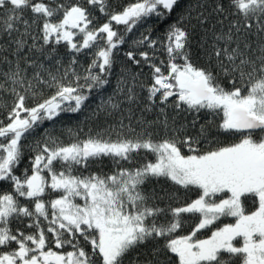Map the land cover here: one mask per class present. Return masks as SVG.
Instances as JSON below:
<instances>
[{
	"label": "snow or ice",
	"instance_id": "obj_1",
	"mask_svg": "<svg viewBox=\"0 0 264 264\" xmlns=\"http://www.w3.org/2000/svg\"><path fill=\"white\" fill-rule=\"evenodd\" d=\"M141 27L115 95L146 91L155 119L67 128L68 142L43 128L110 84ZM114 98L93 116L121 113ZM0 116V264H264V0H0ZM105 159L110 174L89 171ZM161 179L195 198L145 191Z\"/></svg>",
	"mask_w": 264,
	"mask_h": 264
},
{
	"label": "trees",
	"instance_id": "obj_2",
	"mask_svg": "<svg viewBox=\"0 0 264 264\" xmlns=\"http://www.w3.org/2000/svg\"><path fill=\"white\" fill-rule=\"evenodd\" d=\"M117 3L121 4H127L130 2V0H116ZM99 16V14H97ZM175 16L171 17L169 22L174 21ZM100 23H103V18H100ZM123 27V26H119ZM147 27L153 28L152 32V38L153 39H158L160 36L163 35L167 23H161L157 25L156 21L153 20ZM146 29L144 27H141L139 31L134 30V34H128V42L122 46H120V50L116 53V62L113 66L112 73L109 75L108 79L110 81L109 85H105L104 88L95 90L93 93L90 94V100L86 101L87 107L82 109L80 113H75V114H62V116L58 119V121L55 124H50V123H45L43 128H47L49 131H51L54 135L59 136L62 140L65 142H68L69 137L66 135V129L67 128H76L79 126L80 128L84 129V132L81 133V138L85 134H87L89 131H92L93 133L97 130L107 128L110 124L115 126V123L117 119H123L125 124L128 123L127 116L132 115L133 120H132V126L136 127L137 126V121L146 119L148 121H152L155 119V117L158 115V110H154L152 112H145L144 111V104H145V97L147 95L146 91H142L139 87H136L135 91L138 96V101L136 103H130L124 99V96L121 95H115V89L119 87L118 84V78L121 76L122 71L124 70L125 65H130L131 62L127 61L126 56L124 53L130 49H133L135 45L133 44V41L137 39L140 35V32H144ZM88 51V50H85ZM61 55L63 59H67V56L64 55V49H60ZM158 59H164V55L161 53H157ZM80 62L81 64L87 66V64L91 60V56H85L81 55L80 56ZM133 72H140L139 68H136L135 66H132L128 69V78L131 79V74ZM141 83L145 84H150L151 80L149 78V71L145 67L143 69V73L141 76ZM110 96H114V102H120L121 103V108L122 112L118 113L117 116L113 117H106L105 115H100L99 117H94L93 116V111L97 109L98 105H101L104 103ZM3 117L0 116V119ZM191 117H189V120ZM211 119H218L214 117H204L200 122L204 123L205 120H211ZM187 123V121H185ZM214 127V126H213ZM151 130V129H150ZM43 131V129H41ZM155 131L157 133L160 132L159 127H155ZM115 139V135L112 137ZM227 142V141H226ZM26 144L29 142H25ZM26 152H28V148L26 147L25 149ZM151 159V157H149ZM31 159V153L24 158L23 162L21 165L18 166V172L17 174H20L23 169L28 167ZM112 164L105 159L104 165H94L92 166L89 171L93 173H101V172H107L111 173L112 171ZM87 174V173H85ZM2 187L8 188L10 190L9 185H3ZM145 191L147 193H156L160 194L163 196L164 193H171V192H176V194L179 196L180 201L184 202L186 199L192 198L194 199L196 196L195 191L193 192H188L186 194L184 189H178L177 186L172 185L170 181H165L164 179H161L159 181L153 180L151 183L146 184L145 186ZM161 207H165L166 204L168 203L167 200L161 199L158 201ZM249 210H254V205L249 203L247 205ZM228 218H225V223ZM219 225H222L221 222H217ZM194 221L192 219H188L184 225V227L177 233V235H186L188 234L192 227H193ZM13 227H22V225H17L13 224ZM215 227V226H213ZM26 231H30L28 229H25ZM208 230H204L202 233L198 234L200 238H206L207 235H209ZM152 247V243L149 242V244L146 247L141 248V252L144 255L148 254V250ZM64 251H68V248H65Z\"/></svg>",
	"mask_w": 264,
	"mask_h": 264
},
{
	"label": "flooded vegetation",
	"instance_id": "obj_3",
	"mask_svg": "<svg viewBox=\"0 0 264 264\" xmlns=\"http://www.w3.org/2000/svg\"><path fill=\"white\" fill-rule=\"evenodd\" d=\"M228 222H234V221H233V218H228V220H226V223H228ZM68 250H71V249L68 248Z\"/></svg>",
	"mask_w": 264,
	"mask_h": 264
},
{
	"label": "rangeland",
	"instance_id": "obj_4",
	"mask_svg": "<svg viewBox=\"0 0 264 264\" xmlns=\"http://www.w3.org/2000/svg\"><path fill=\"white\" fill-rule=\"evenodd\" d=\"M218 222H221V223L223 222V223H225V218H222V220H221V221H218ZM223 223H222V224H223ZM217 225H219V223H217ZM214 226H216V225H214Z\"/></svg>",
	"mask_w": 264,
	"mask_h": 264
}]
</instances>
